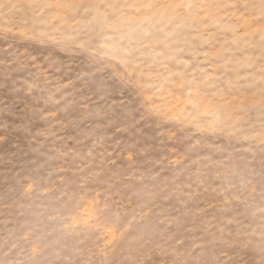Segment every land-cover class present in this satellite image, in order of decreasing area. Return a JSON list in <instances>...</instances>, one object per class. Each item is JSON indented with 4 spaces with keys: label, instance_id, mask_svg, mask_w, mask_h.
<instances>
[{
    "label": "rangeland",
    "instance_id": "1",
    "mask_svg": "<svg viewBox=\"0 0 264 264\" xmlns=\"http://www.w3.org/2000/svg\"><path fill=\"white\" fill-rule=\"evenodd\" d=\"M0 264H264V0H0Z\"/></svg>",
    "mask_w": 264,
    "mask_h": 264
}]
</instances>
